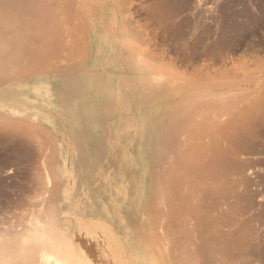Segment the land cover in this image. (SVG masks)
I'll list each match as a JSON object with an SVG mask.
<instances>
[{
  "label": "bare ground",
  "instance_id": "obj_1",
  "mask_svg": "<svg viewBox=\"0 0 264 264\" xmlns=\"http://www.w3.org/2000/svg\"><path fill=\"white\" fill-rule=\"evenodd\" d=\"M171 3L153 0L135 11L130 0H0V143L11 140L27 160L24 195L0 198V264H120L122 256H146L147 264L156 258V264H244L249 255L264 257V236L255 224L260 214L252 211L259 175H250L239 160L249 136L264 124V82L232 79L260 69L264 58L248 41L237 53L241 39L218 35L217 26L218 38L203 48L211 56L197 63V44L215 33L205 22L225 20L229 4L189 0V14L207 24L190 45L187 36L196 30L177 19L183 9L170 11ZM233 15L230 24L238 17ZM148 23L174 30L184 57L168 61L166 51L161 53L164 78L175 82H161V129L154 131L151 151L139 155L152 164L149 179L132 175L129 163L134 145L150 144L140 70L152 47ZM128 47L136 58L124 54ZM52 79L61 82L52 98L31 93L34 82ZM59 112L78 118L76 142L112 150L98 168L104 176L111 168L115 172L102 178L95 193L96 203L111 197L110 210L91 209L79 195L47 194L44 186L38 191L34 146L39 138L42 150L61 145L54 131L62 136L68 124L66 118L53 119ZM74 140L66 137L62 144ZM17 159L0 162V189L9 182L3 173L18 171ZM135 184L143 194L137 201L126 195ZM69 218L78 219L75 228ZM148 220L165 230L168 249L160 234L149 230L145 236ZM114 225L122 229L117 234L103 229ZM153 240L159 242L156 253L145 252L143 244Z\"/></svg>",
  "mask_w": 264,
  "mask_h": 264
},
{
  "label": "rangeland",
  "instance_id": "obj_2",
  "mask_svg": "<svg viewBox=\"0 0 264 264\" xmlns=\"http://www.w3.org/2000/svg\"><path fill=\"white\" fill-rule=\"evenodd\" d=\"M153 0H130L134 10L139 7L142 3H149ZM219 1V4H229L225 6V10L228 9L229 15H233L236 18V21H231V17L227 18L226 12H224V19L226 17L227 19H230L225 23V20H220L217 23L215 22H205V23H212L215 33H212L213 36L207 38L205 42L198 43V38L203 33L206 32V26L207 24L202 23L203 19L205 21L204 17H200L199 22L200 26L197 25L198 17H194L189 14L187 11V7L189 5V0H170V3L173 2L172 8L169 10L172 12H175L176 10H182L178 11L180 12L177 19L183 23H189L187 24V29L191 26L190 29H195L194 34H188L187 36V42L190 45H193L195 42L198 43L199 48V55L196 56L195 61L197 63H202L208 57L211 56V52H203L204 45H210L212 42L218 38V35L222 32L229 34L231 37L235 36L240 40V45H238L239 50H237V53H240L242 49L245 47L244 42H251L253 45L257 46L260 50L261 57L264 58V0H244L246 1L245 6L249 5V8L243 7L244 1L239 0H210V2H216ZM242 2V3H241ZM248 2V3H247ZM170 5V6H171ZM251 5V7H250ZM227 7V8H226ZM224 10V11H225ZM251 10V12H249ZM136 11V10H135ZM243 13H249V14H242ZM171 12V13H172ZM239 13V15H238ZM253 13V14H252ZM218 11H215V16H217ZM252 14V15H250ZM249 15V16H248ZM255 15V16H254ZM197 18V19H196ZM202 20V21H200ZM255 20V21H253ZM259 20V22H258ZM257 21V23H256ZM220 22V23H219ZM196 23V24H195ZM234 23V24H233ZM236 23V25H235ZM246 27H245V25ZM202 24V25H201ZM208 24V25H209ZM205 25V26H204ZM235 25V26H234ZM244 25V26H242ZM189 26V27H188ZM218 26L219 30L216 32V28ZM232 26V27H231ZM234 26V27H233ZM247 26H249L247 28ZM147 27V39L150 41L151 46L149 49H146L147 61L145 65L140 67L141 73L144 78V100L148 103V116L145 120L147 128L144 131V135L148 137L149 146L148 145H141V143H137L132 147L130 150L131 155L129 156V163L132 165V175L141 176L144 178H151V170L148 169L149 166H152L151 162L148 161L145 157L141 158L139 155L142 154L144 156L148 152L151 151L150 147L152 142V137L155 135V130L161 129V82H175L173 79L164 78V66L162 59L163 56H161V53L163 50L166 51V56L168 61H176L177 60H183L184 57L180 53L181 52V46L180 43L182 41L179 36L171 31L170 29H166L164 27V24L161 25L160 28H157L154 23H148L146 25ZM204 27V28H203ZM236 27V31L232 30ZM245 27V28H244ZM243 29V31H246L241 33L240 36L239 33ZM245 29V30H244ZM204 30V31H203ZM227 31V32H226ZM116 42H113V44ZM203 44V45H202ZM191 52V50H186L185 55H188ZM124 54L131 56L133 55L134 58H136V53L133 51L132 47L126 48L124 50ZM182 55V56H181ZM183 62V61H182ZM182 65V63H181ZM167 72V71H166ZM168 73V72H167ZM172 73V71H171ZM233 80H237L240 82H254L253 80L264 82V66L260 69H246L242 72L241 75L236 76L232 78ZM61 82L51 80V82H34L33 88L31 90V93L34 95H39L44 99H50L54 96L55 91L60 88ZM261 104L264 107V85L261 90L260 94ZM53 119L59 120V122H62L65 120L66 116L65 114L59 112L52 115ZM68 127L67 130L64 131L61 135H58L56 131L55 134L58 137L59 145L56 147H47L45 150L41 149L40 141L43 138H39L38 141H36L34 146V157L33 162L31 164L32 169V176L34 178V181L37 183V189L39 191L40 187L44 186L47 190V194H70V195H79L86 200H88V204L93 209L96 208H102V210H105L106 208L108 210L111 209V205L113 204L112 199L110 196L105 199H101L100 203H96L97 200H99V197L95 195V193H98L99 187L103 181L102 178L108 177L111 173L114 174L115 170L113 168L108 170V175L104 176L101 170L98 168L100 162H105L109 158V154L112 153L111 149L106 148H97L93 145L84 147L80 142H76L74 140V137L77 136V139H80V133H81V127L78 118L76 117H67L66 118ZM61 133V132H60ZM137 132H135V136H137ZM66 137L70 140L73 138L74 143L71 146H65L62 144V140ZM94 139H97V136H95ZM107 139H111V136H107L104 138V141ZM12 141H7L6 143H0V162L8 163L10 161H13L14 159H17V167L18 171L16 173L8 174L9 172H4L3 176L6 179V181H9V184H13L12 187L7 183V187H4L0 189V198H4L5 196L12 195L15 197L22 196L25 193L24 185L26 184V166H27V160L25 159V151L23 149L21 150H15L12 148ZM87 148V149H85ZM42 150V152L40 151ZM44 157H48L46 160ZM49 159V160H48ZM48 160V162H46ZM243 164L247 165L250 168V175L255 176L256 174L259 175L257 178V181L259 182L260 186L255 188L257 194L259 195L256 200V207L252 209L254 213H259L260 217L255 221L257 230L262 233L264 236V201L260 200L261 194H264V124L262 126V129L260 130L259 134H252L249 136V139L245 143V149L242 150L241 157L239 159ZM121 161H124V159H121ZM143 169V170H142ZM256 172V173H254ZM131 176V175H130ZM238 176V175H236ZM151 193V192H150ZM127 197L131 196L135 201L140 199L142 197V191L136 187V184L132 186L130 191H127L126 193ZM126 197V196H125ZM262 204H261V203ZM243 205H248L245 200L242 201ZM150 216H153L154 213L151 212L149 214ZM78 219L76 218H69L70 223L73 224V228L76 227V221ZM148 227L145 230L146 234L145 236H150L151 232L157 233L162 238H165V230L163 228H159L153 226V222L151 220H148ZM157 228V229H156ZM103 229L106 232H112L113 234H117L118 229L122 230L118 226H106L103 227ZM154 229V230H153ZM151 232H150V231ZM80 240H82L83 232L81 230H77ZM128 231V230H127ZM128 233V232H127ZM137 237V235H135ZM137 241V240H136ZM110 242L107 243L109 245ZM157 243L158 241H146L143 244V248L145 249V252H149L151 254H155L157 250ZM163 247L165 249H168L169 242L168 240L163 239L161 241ZM118 256H121L118 254ZM156 258V257H155ZM86 261H89L90 256L87 254V258H85ZM84 259V261H85ZM120 260V264H147L148 260L146 256H139V257H127L123 258V256ZM157 258L155 259V264L157 263ZM244 264H264V257L261 256H252L249 255V258L245 260Z\"/></svg>",
  "mask_w": 264,
  "mask_h": 264
}]
</instances>
